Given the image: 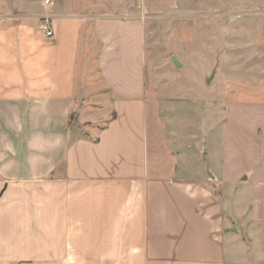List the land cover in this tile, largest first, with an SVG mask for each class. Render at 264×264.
Returning <instances> with one entry per match:
<instances>
[{
  "label": "crops",
  "instance_id": "crops-1",
  "mask_svg": "<svg viewBox=\"0 0 264 264\" xmlns=\"http://www.w3.org/2000/svg\"><path fill=\"white\" fill-rule=\"evenodd\" d=\"M49 7L52 36L0 18V264H264V101L176 141L143 22ZM96 73L112 117L81 135Z\"/></svg>",
  "mask_w": 264,
  "mask_h": 264
},
{
  "label": "rangeland",
  "instance_id": "rangeland-1",
  "mask_svg": "<svg viewBox=\"0 0 264 264\" xmlns=\"http://www.w3.org/2000/svg\"><path fill=\"white\" fill-rule=\"evenodd\" d=\"M45 1L0 0V18L7 24L41 20L44 28L47 18L35 13L49 11ZM52 1V8L84 13L91 21L143 22L148 92L163 101L176 141L213 136L229 100L264 101V0ZM99 81L96 73L90 84L95 91L75 115L85 127L81 135H96L112 117Z\"/></svg>",
  "mask_w": 264,
  "mask_h": 264
},
{
  "label": "built area",
  "instance_id": "built-area-1",
  "mask_svg": "<svg viewBox=\"0 0 264 264\" xmlns=\"http://www.w3.org/2000/svg\"><path fill=\"white\" fill-rule=\"evenodd\" d=\"M45 3L48 6H52L54 4V2L52 0H46ZM46 21H47V23H46V25L44 27V30H45L47 36H52L53 35V31H52V29L50 27L49 21L48 20H46Z\"/></svg>",
  "mask_w": 264,
  "mask_h": 264
},
{
  "label": "trees",
  "instance_id": "trees-1",
  "mask_svg": "<svg viewBox=\"0 0 264 264\" xmlns=\"http://www.w3.org/2000/svg\"><path fill=\"white\" fill-rule=\"evenodd\" d=\"M114 116H115V115H114ZM114 116H113V117H114Z\"/></svg>",
  "mask_w": 264,
  "mask_h": 264
}]
</instances>
